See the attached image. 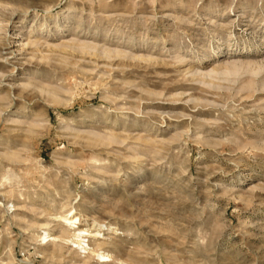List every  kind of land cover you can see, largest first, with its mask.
<instances>
[{
    "label": "rangeland",
    "instance_id": "obj_1",
    "mask_svg": "<svg viewBox=\"0 0 264 264\" xmlns=\"http://www.w3.org/2000/svg\"><path fill=\"white\" fill-rule=\"evenodd\" d=\"M0 264H264V0H0Z\"/></svg>",
    "mask_w": 264,
    "mask_h": 264
},
{
    "label": "bare ground",
    "instance_id": "obj_2",
    "mask_svg": "<svg viewBox=\"0 0 264 264\" xmlns=\"http://www.w3.org/2000/svg\"><path fill=\"white\" fill-rule=\"evenodd\" d=\"M57 217L62 218L64 221H66L65 225H67L69 227L75 226L77 221H78V218L73 216V215L68 216V217L57 215ZM86 233H87V231L84 229L79 230L78 233L76 235H74L75 239L73 241L74 244H76L75 246L78 247L79 250H82L83 252L88 250V244L86 243L87 241L84 240V238H83ZM96 235L99 236L98 231L94 232V236H91V237H96ZM48 236H49L48 234H44L42 236V238L46 239ZM96 256L101 260V262H104L106 260V258H108L110 255H108V253H103V252L97 251Z\"/></svg>",
    "mask_w": 264,
    "mask_h": 264
}]
</instances>
